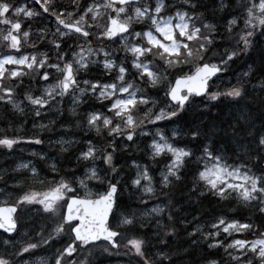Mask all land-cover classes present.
I'll use <instances>...</instances> for the list:
<instances>
[{
    "label": "snow or ice",
    "instance_id": "snow-or-ice-1",
    "mask_svg": "<svg viewBox=\"0 0 264 264\" xmlns=\"http://www.w3.org/2000/svg\"><path fill=\"white\" fill-rule=\"evenodd\" d=\"M33 3L42 12L20 0H0V45L9 50L0 55V104L21 115L31 106L42 120L48 110L63 117L56 105L65 98L74 117L94 98L101 109L88 111L76 126H86L99 140L62 135L55 141L56 156L39 155L44 176L32 161L16 165L13 172H23L30 184L25 189L17 180L11 187L21 191L14 200L7 182L0 188V230L7 234L0 239V264H105L111 257H127L126 264H264V0H70L72 10L55 0ZM42 14L56 20L50 39L47 30L39 33L51 49L20 54L33 35L23 20ZM234 65L244 70L237 74ZM93 68L102 69L107 82L94 78ZM26 76L31 79L20 98ZM226 76H235V83L229 78L225 84ZM32 80L44 82L39 95ZM201 105L199 123L178 124ZM160 122L177 124L171 136ZM56 123L33 126L43 130ZM148 125L156 131H146ZM148 136L149 159L168 158L158 181L164 199L151 207L153 197L159 200L152 168L133 159L135 174L129 175L116 163L118 152ZM20 142L0 137V147L9 150ZM189 171L191 187L185 184L181 197L198 203L209 197L234 200L251 216H219L204 226L199 216H180L186 209L176 191ZM26 206H38L34 210L45 221L36 237L20 235L18 213ZM181 231L188 241L182 251L172 245ZM65 235L52 256L38 257L37 249L51 248ZM197 250L199 261L193 258Z\"/></svg>",
    "mask_w": 264,
    "mask_h": 264
},
{
    "label": "bare ground",
    "instance_id": "bare-ground-1",
    "mask_svg": "<svg viewBox=\"0 0 264 264\" xmlns=\"http://www.w3.org/2000/svg\"><path fill=\"white\" fill-rule=\"evenodd\" d=\"M220 16H226V13H217V17H220ZM226 23V20L224 21ZM42 25H45L41 22H38V21H35V26L40 28V26ZM97 70L93 69V77L96 78V79H99V75H95L97 72ZM49 72L50 73H55L54 71H50L49 69ZM29 81L30 79L28 80H25V84H24V88H21V90H24L25 88H27L28 84H29ZM41 82H33L31 83V86L34 85V93L36 95L39 94V90H40V86H41ZM104 103H108L107 101H104ZM71 102H68L67 101V108L65 109L64 111V115L63 117H61L60 115L58 116L57 115V123L60 124V125H63V126H66L67 128H72L74 127L79 120H83L84 117L86 116V113L90 110H92L93 108L94 109H101V104L99 101H96L95 99H89L87 100V102L85 104H82L78 109H77V113H78V116H72L69 112H68V108L70 106ZM222 110V109H221ZM52 111L54 110H48L47 111V114L44 116V118H48V116H53L55 115V113H53ZM217 110H215L216 112ZM229 111V108H226V109H223L222 112L227 114ZM232 111H235V109H233ZM199 116V113L198 114H194V112H189L187 114H185L183 116V118L178 121V124L181 122V123H188L190 121H193L195 120L197 123H199V120L197 119V117ZM39 123V122H37ZM257 123V127L260 126V123H259V119H257L256 121ZM166 125V122H160V126H161V129L164 131V128ZM170 125H177V124H170ZM168 125V126H170ZM64 129V128H61V129H58L59 132H56V133H51V132H48V131H43L40 133L39 136H36L34 138H40L43 140V143L41 145H45L46 142H49L51 141L52 139H54L57 134H59L61 132V130ZM76 139L81 140V137H85V135L87 134V138H91L93 139L94 141L97 139V135L94 131H87L86 129V126L85 127H81V130L79 132H70ZM33 139V138H32ZM142 140H140L139 142H137L136 145H132L131 147L134 148V152H132L131 150H128L126 153L129 154V156H125V155H121V152H119V154L117 155V160H116V163L118 166H123L124 169H125V172H127L129 175H134L135 174V170L134 169H131L130 168V165L132 164V161L133 159H135L137 162H140V163H145V164H149L152 168V174L155 176V179L157 181V184H156V187H157V196L159 197V200L157 199V197H153L152 200L149 201V206L153 205V204H156L158 203L160 200H163L164 197L160 194L159 192V178L157 177V171L158 169H163L164 168V165L165 163L167 162L165 160V158H157L160 162L159 163H156L154 162L153 160H150L148 155L145 154V151H146V148L144 146L140 147V143H141ZM28 145H31V144H34V143H26ZM40 146V144H38ZM51 146H58V145H51ZM51 146L48 145L46 146V149L48 150V155L50 158L51 157H54L57 155V152L56 153H53L52 150H51ZM45 148V147H44ZM41 152V151H40ZM40 152H36V153H40ZM125 153V152H124ZM39 155H33V160L35 161V164L38 166L39 169H41V176H44L45 175V171L46 170V165L44 164L43 161H41L39 159ZM5 156V152H0V159L2 157ZM7 159L6 160H11L12 158H8L6 157ZM4 161V162H7V161ZM0 168H1V162H0ZM48 178L50 179L51 178V173L48 174ZM21 178H24L23 175H19L17 173H8V174H4L3 175V179H0V185H6L5 182H7V186L8 188L10 189H13V191H15V196L17 194L20 193V189H16V188H13L11 187L17 180H20ZM10 183V184H8ZM23 183H24V188L28 185L29 181H25L23 180ZM191 186H188V188H190ZM183 192V193H187V188L182 190V185L180 184L179 185V189L176 191V196L177 198H180L182 200V203H183V207L186 209V211H183L181 213H179L180 216H184V215H187L188 217V220H192L193 219V216H197L196 214H192L191 212V207L192 206H195L197 205L198 202H195V201H189L187 196H183L181 197L180 193ZM125 197L128 196V193L126 192L125 194ZM193 200L195 199V197L192 198ZM14 200V199H13ZM133 200H135V197H133ZM212 200L213 198L212 197H209L207 199H203L202 201V207H203V211L208 208L211 203H212ZM163 206V205H162ZM191 206V207H190ZM213 206H214V203H213ZM191 213V214H189ZM167 218V212H165V220ZM203 220L201 219L200 220V224L201 226H204L205 225V220L206 219L205 217H202ZM178 227L179 228H182L181 225L178 224ZM192 228L189 227L188 231H191ZM205 230H208L207 228ZM7 234H4L2 232V230H0V237H6ZM149 236H151V233H149ZM172 245L174 248H179L181 251L183 248H186L188 247V241H187V236H186V233H184L183 231L180 232L179 236L176 237V238H173L172 240ZM205 249H206V245L204 246ZM200 252V250H198ZM3 252V250H1L0 248V253ZM200 258V257H199ZM125 261H127V259H125ZM185 261H187V257L185 256Z\"/></svg>",
    "mask_w": 264,
    "mask_h": 264
},
{
    "label": "trees",
    "instance_id": "trees-1",
    "mask_svg": "<svg viewBox=\"0 0 264 264\" xmlns=\"http://www.w3.org/2000/svg\"><path fill=\"white\" fill-rule=\"evenodd\" d=\"M55 2L57 4L63 5L68 10L71 8L70 7V0H58ZM81 2L83 3L84 0H81ZM205 2L210 3V0H205ZM218 2H219V0H217V3ZM233 3H235V0H233ZM43 17L47 18L46 16H43ZM137 27L139 28V26H137ZM42 29L48 31L49 39H50L51 38L50 37L51 28L45 24V25L40 26V31ZM221 30H223V29H221ZM40 31L34 37L37 39V43L40 46L46 47V50L49 51L51 49V45L48 44L47 41L41 42L39 40ZM39 45L36 44V48H33V47L31 48L33 50V53L47 52V51H43L42 49H40ZM0 50H1V52L4 53L7 51V48L0 45ZM51 56H52V59H55L54 51L51 52ZM52 61L53 60H51L50 62H52ZM129 67H130V65H129ZM233 67L236 68L237 74L244 70L243 67L237 68L235 65ZM229 78H231L232 82L235 83V76H226V77H224L225 84L227 83ZM23 79L25 82V80L31 79V77L26 76ZM32 81L37 83L39 80H32ZM217 83H219V82H217ZM223 86L224 85H221L222 88H223ZM31 88L34 91V85L31 86ZM24 90H21V89L19 90V97L20 98L23 97ZM213 90H215V89H213ZM149 91L151 92L152 90H149ZM160 95L162 97L163 93H161ZM65 100H66V98H65ZM56 107L57 108L62 107L63 111H65V109L67 108V100H66V103H64L62 106L56 105ZM226 108H228V107L221 105L222 110L226 109ZM29 109L30 108L26 109L25 114L21 115L19 113L13 112L11 110L10 106L6 108L3 104H0V137H3L6 135L9 138L19 139L23 143L25 140L32 139L36 136H39L40 133L43 131H48V132H51L53 134L56 133V130H57L55 127L56 124L50 125L49 129H43V130L40 129L39 127H34L33 124H34V122L36 124H39V123L48 124L49 121L53 120V119H55L57 121V119H56L57 115L59 116V113L57 111H52L53 113H55V115L48 116V118H43L41 120L39 118L34 117V113H32ZM202 109H203V105H201L198 110L194 111V114L200 113V110H202ZM215 110H217V109H215V108L212 109L213 112H215ZM258 115L259 114L257 113V116ZM37 122H39V123H37ZM179 124H185V123L180 122ZM76 125L71 128V130L73 132H79L81 130V127H77ZM168 125H170V124H167L166 126L164 125L165 126L164 131L166 132L167 135L171 136L172 129L177 127V125H170V126H168ZM149 126L150 125H148L147 127H149ZM145 139H146V137L141 138L142 141L139 144L140 147L144 146L146 148V140ZM96 140H99V137H97ZM178 144H180L181 146H184L185 145V139L183 137H181ZM189 147H191V145H189ZM128 150H131L132 152H134L133 147H130ZM4 151H6V148L0 147V152L3 153ZM52 152L56 153L57 150L53 149ZM118 154H119V152L117 153V155ZM121 155L122 156L125 155L126 157L129 156V154H127L126 152L125 153L121 152ZM197 155H199L198 152H197ZM194 167H195L194 164H189V166H188L189 169H192ZM46 170H47V168H46ZM45 172H47V171H45ZM48 174H50V173H48ZM191 182H192V175H191V172L189 171V174L187 175L186 179L181 182L182 190L186 189L184 187L185 184H187V186H191ZM192 201L197 202L195 199L194 200L192 199ZM213 203H214V206H213ZM191 212H192V214H196L197 216L201 217L202 220H203L202 217H205L206 218V219H204L205 221H211L215 217H219V216H224L226 219H239V220L243 221V220H245L246 217L251 216V212L249 210H246V209L239 207L234 200L233 201H217L216 198H213L211 205L208 208H206L204 211H203V207H202V202H199V203H197V205L191 207ZM253 222H255V221H253ZM212 251L215 253L216 250L213 249ZM200 255H202V253L197 250V252L195 253L193 258L195 260L199 261ZM222 255H223V250H220V252L217 254V258H220V256H222ZM118 258H120V257H111V258H107L106 261L115 260Z\"/></svg>",
    "mask_w": 264,
    "mask_h": 264
},
{
    "label": "rangeland",
    "instance_id": "rangeland-1",
    "mask_svg": "<svg viewBox=\"0 0 264 264\" xmlns=\"http://www.w3.org/2000/svg\"><path fill=\"white\" fill-rule=\"evenodd\" d=\"M115 46L119 47V45H117V44H115ZM123 56H124V53L122 52V57ZM96 70H97L96 71L97 73L95 75L96 76L99 75V79L104 78L106 76V74H102V69H96ZM52 71L55 72L54 69H52ZM103 81L107 82V79H105ZM50 82H54V81H50ZM44 86H45L44 82H42V84L40 86V90H39L40 92L42 91ZM40 92H39V94H40ZM62 135H63L64 139L78 140L69 132L68 128H64L61 130V132L59 134H57V136L53 140L46 142L45 145H41V144H40V146L38 144L28 145L25 143V144H20V145L14 146L13 149H11V150L7 149L5 156L0 159V162H1L0 177H3L4 174L15 173V172H13V169L19 163L32 161L35 164V161L33 160V157H32L33 153L41 151L40 153H36V154L37 155L38 154L48 155L49 153H48V150L46 149V146H48V145L51 146V145L55 144V141L60 139ZM137 142H139V139H137ZM78 146L83 147L84 146L83 142H81V144ZM6 157L12 158V159L6 160L7 159ZM5 160L8 162H4ZM138 163L141 164L142 166L144 165L140 162H138ZM161 170H163V169H158V171H157V175L159 176V178H160V171ZM17 174L23 175V177L25 175L23 172H19ZM20 180L23 181L24 178H21ZM8 184H10V183H8ZM5 187H6V185H0V188H5ZM7 190L12 192L13 199H15V191H13V189L8 188V186H7ZM2 199H3V197H0V200H2ZM151 206H149V207H151ZM34 209L35 208L32 207L31 209L23 210V213L21 214V227H20V235L21 236H23L25 233H27L32 237H36V233L39 232L41 230V228L45 226V221H42L39 219L37 220V219L33 218V214L35 213ZM2 238L3 237H0V239H2ZM67 239H68L67 236L65 238L62 237L51 248H48L47 246H45L43 249H37L36 251H37L38 257L47 258L48 256H52L55 253L57 248H60L64 245V243L67 241ZM1 250H3V249L1 248ZM25 258H27V257H25ZM105 264H126V261H125V258L122 257L118 261L106 262Z\"/></svg>",
    "mask_w": 264,
    "mask_h": 264
}]
</instances>
